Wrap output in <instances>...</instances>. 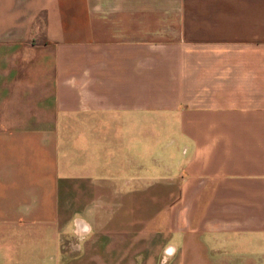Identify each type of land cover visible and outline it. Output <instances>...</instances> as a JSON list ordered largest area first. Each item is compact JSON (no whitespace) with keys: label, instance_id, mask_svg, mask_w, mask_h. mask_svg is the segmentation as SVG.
<instances>
[{"label":"crops","instance_id":"obj_1","mask_svg":"<svg viewBox=\"0 0 264 264\" xmlns=\"http://www.w3.org/2000/svg\"><path fill=\"white\" fill-rule=\"evenodd\" d=\"M0 264H264V0H0Z\"/></svg>","mask_w":264,"mask_h":264}]
</instances>
